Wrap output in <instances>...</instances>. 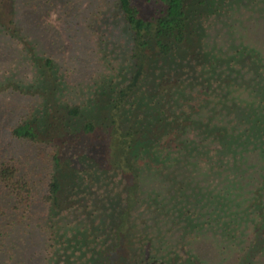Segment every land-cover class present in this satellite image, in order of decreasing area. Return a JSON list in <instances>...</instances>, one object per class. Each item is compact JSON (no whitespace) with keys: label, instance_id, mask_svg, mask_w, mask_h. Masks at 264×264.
Instances as JSON below:
<instances>
[{"label":"trees","instance_id":"trees-1","mask_svg":"<svg viewBox=\"0 0 264 264\" xmlns=\"http://www.w3.org/2000/svg\"><path fill=\"white\" fill-rule=\"evenodd\" d=\"M243 1L150 0L146 12L113 0L104 19L128 33L119 74L129 78L92 82L87 105L64 103L66 79L38 54L33 82L0 84V94L11 85L41 102L10 135L53 151L41 190L36 159L0 142V218L11 227L0 252L13 259L15 226L45 208L42 264H208L195 247L204 232L219 243V264L227 252L232 264L264 263V54L243 22L240 44L204 43L217 15L244 6L264 26V0ZM8 3L0 33L12 23L1 19Z\"/></svg>","mask_w":264,"mask_h":264},{"label":"rangeland","instance_id":"rangeland-1","mask_svg":"<svg viewBox=\"0 0 264 264\" xmlns=\"http://www.w3.org/2000/svg\"><path fill=\"white\" fill-rule=\"evenodd\" d=\"M136 1L141 9L150 11V0ZM17 2L18 4L16 2L12 4V1L8 3L6 0L8 4H5V11L2 12V21L12 23L0 33V84L33 82L34 78L38 77V70L31 62L33 61L31 54L55 60L57 63L55 70H58L60 76H64L69 88L64 103L68 100L70 104L87 105L91 97L90 84L105 80L104 76L114 77L116 86H121L124 79L129 78L119 74L121 67L127 64L129 55L126 49H130L128 33L121 23L108 26L104 19L105 13L113 10L110 9L113 0H17ZM254 13L253 16L251 6H244L229 14L227 19L229 21L226 18L220 19L222 15H217L216 22L205 36L204 43H210L211 47L220 49L240 44L239 36L243 22L249 28L247 42L259 46L261 53L264 54V26L260 20V12L256 10ZM231 22L236 24L239 22L235 35L228 33ZM242 37L246 38V35L242 33ZM12 87L10 85L0 94V142L7 152L14 155H31L36 159L41 190H47L51 179L49 170L52 168L53 151L43 144L21 143L9 133L11 127H15L30 109L41 102L38 103L36 96L13 91ZM193 97L197 99L198 93L195 92ZM100 110L103 109H98L95 115L97 113L99 115ZM44 210L45 208L40 211L39 216H24L26 223L15 226V235L8 240L15 256L9 259L10 252H0V264L43 263L49 242L42 215ZM7 226L11 229L10 221L0 218V234ZM210 236L209 232L202 233L196 240L195 247L198 248L201 261L219 264L222 259L219 243H212L213 238ZM224 257H229L231 260L229 264H232V255L227 252Z\"/></svg>","mask_w":264,"mask_h":264}]
</instances>
